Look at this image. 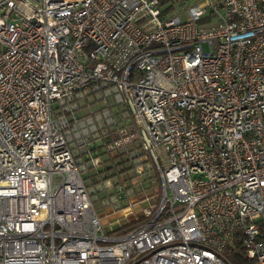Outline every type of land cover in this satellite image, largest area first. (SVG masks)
I'll return each mask as SVG.
<instances>
[{
    "label": "built area",
    "instance_id": "obj_1",
    "mask_svg": "<svg viewBox=\"0 0 264 264\" xmlns=\"http://www.w3.org/2000/svg\"><path fill=\"white\" fill-rule=\"evenodd\" d=\"M94 143L158 176L126 232ZM235 231L264 264V0H0V264H231Z\"/></svg>",
    "mask_w": 264,
    "mask_h": 264
},
{
    "label": "trees",
    "instance_id": "obj_2",
    "mask_svg": "<svg viewBox=\"0 0 264 264\" xmlns=\"http://www.w3.org/2000/svg\"><path fill=\"white\" fill-rule=\"evenodd\" d=\"M174 1L175 0H160V4L162 7V11L166 13H172L174 10ZM187 1H192V0H187ZM99 144L94 143L93 147L97 148L94 151V154H100L101 159L103 164L100 166L96 167L95 169H86L84 171V178L86 179L87 185H90L92 188L89 189L91 197L93 202H99V205L101 208L105 207V203L107 199H111V195L116 194L117 198L120 200H124L125 197V192L119 186V182L123 176L124 173L128 172L129 170H133L136 168V160H130L128 154H105L103 153V150L99 149ZM137 155H139V151H137ZM137 157V156H136ZM138 161V160H137ZM125 162V163H124ZM135 173V171H134ZM149 173H152L155 178V173L154 171L152 172L151 170ZM138 176L136 173L134 174ZM135 176V177H136ZM115 177V179H114ZM132 177V175L130 176ZM100 178H104L103 180H100ZM112 178V184L109 181L108 183H105L106 179ZM127 177L123 178L125 181ZM158 179V177H157ZM156 179H153L154 184L158 185L159 181H155ZM100 182L102 183V187L100 185ZM140 182V181H139ZM152 183V182H149ZM104 184V186H103ZM128 184V183H127ZM141 188L144 190L146 186L141 183ZM151 186V185H150ZM149 187V186H148ZM139 192V190H137ZM142 195V193H141ZM144 195V194H143ZM142 195V197H143ZM148 195H152V193H149ZM147 196L145 195L144 198ZM125 202V201H124ZM126 204V203H124ZM122 202L120 203V206H125ZM95 206V205H94ZM115 206V205H114ZM97 210V209H96ZM101 212V210H97ZM98 212V213H99ZM143 218L142 213L139 214V218L136 219H131L126 221L123 225L116 226L113 228L110 232H115V233H123L129 230L137 221ZM108 231V232H109ZM231 245L227 243L225 246L223 253L226 259L231 263V264H255V259L249 258L244 254L243 250V245H242V235L239 231H235L234 236L231 239Z\"/></svg>",
    "mask_w": 264,
    "mask_h": 264
},
{
    "label": "rangeland",
    "instance_id": "obj_3",
    "mask_svg": "<svg viewBox=\"0 0 264 264\" xmlns=\"http://www.w3.org/2000/svg\"><path fill=\"white\" fill-rule=\"evenodd\" d=\"M189 3H190V1H187V0L174 1L173 10H175L176 12H179L180 10H183ZM111 154L115 155V154H120V153L115 151L114 153H110V155ZM141 155H143V154H141ZM142 161L145 162V159H143ZM150 170L152 172L154 171L152 169H150ZM134 171H135V169H133V170L131 169L128 172L124 173L120 182H119V186H121V188L123 189V191L126 194L125 195L126 198L124 200H120L119 198H117L115 201L112 200V199H114V197L117 196L116 194H113V195H111V197H112L111 200L114 202L107 199L104 208H101V206L99 205V202L95 201V203H94L95 208L97 210H101V212H99V211L98 212H99V215H100L102 223H103V229L106 232H108L109 230L111 231L116 226L123 225L128 220L139 218V214L142 213V211H141L142 208L145 207L148 202H151V203L155 202L159 198V184L158 185H156V184L152 185L154 183L153 179H156L155 181L158 182V179H157L158 176L155 173V171H154L155 178H154V176H152L153 175L152 173L148 174L145 171L144 167L141 170V172L139 173L140 175L142 174V177L134 175L135 174ZM131 175H132V177H130ZM125 177H127V178L124 181L123 178H125ZM103 179L104 178H102V179L100 178V180H103ZM111 179L112 178L106 179L105 183H108L110 181L112 184ZM114 179H115V177H114ZM139 181L141 183H143L144 186H146V188L144 190L140 189L141 184ZM149 182H152V183H149ZM100 185L102 187L101 182H100ZM103 186H104V184H103ZM88 188L91 189L92 187L90 185H88ZM137 190H139V192H137ZM141 193H142V195L144 194L143 197H142ZM149 193H152V195H148ZM145 195L148 198H144ZM121 202L123 204L126 203V204H124L125 206H120ZM110 233L113 235L116 234L115 232H110ZM228 243L230 245L232 244L231 241H229Z\"/></svg>",
    "mask_w": 264,
    "mask_h": 264
}]
</instances>
